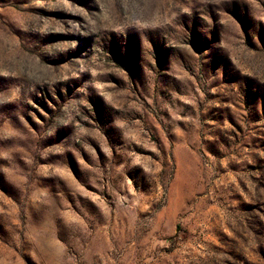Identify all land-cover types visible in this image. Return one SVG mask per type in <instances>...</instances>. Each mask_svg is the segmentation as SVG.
<instances>
[{
    "label": "rangeland",
    "instance_id": "1",
    "mask_svg": "<svg viewBox=\"0 0 264 264\" xmlns=\"http://www.w3.org/2000/svg\"><path fill=\"white\" fill-rule=\"evenodd\" d=\"M0 264H264V0H0Z\"/></svg>",
    "mask_w": 264,
    "mask_h": 264
}]
</instances>
